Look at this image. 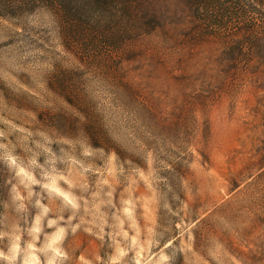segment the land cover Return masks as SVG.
I'll return each instance as SVG.
<instances>
[{"label":"rangeland","instance_id":"obj_1","mask_svg":"<svg viewBox=\"0 0 264 264\" xmlns=\"http://www.w3.org/2000/svg\"><path fill=\"white\" fill-rule=\"evenodd\" d=\"M253 5L156 0L118 48L105 19L0 16V264H264Z\"/></svg>","mask_w":264,"mask_h":264},{"label":"trees","instance_id":"obj_2","mask_svg":"<svg viewBox=\"0 0 264 264\" xmlns=\"http://www.w3.org/2000/svg\"><path fill=\"white\" fill-rule=\"evenodd\" d=\"M185 1L195 5L196 12L200 16L210 10L220 25L224 20L231 19L229 17H239L237 10L242 8L244 2V0ZM155 2L156 0H0V16L15 17L34 12L39 8H52L70 18L68 25L73 29L72 31H76L74 35L85 33L87 30L85 28H88L85 26L89 24L91 16L99 19L100 25L105 19L108 20V27H112V33L115 31L114 26H118L117 40L110 38L108 41L110 47L118 48L120 42L131 41L155 28L158 20V14L153 10ZM250 2L255 6L264 3V0H250ZM78 23L84 24L81 27L82 32L77 30Z\"/></svg>","mask_w":264,"mask_h":264}]
</instances>
